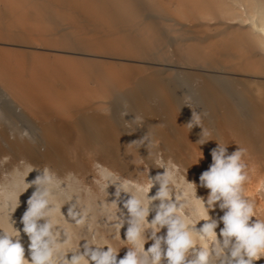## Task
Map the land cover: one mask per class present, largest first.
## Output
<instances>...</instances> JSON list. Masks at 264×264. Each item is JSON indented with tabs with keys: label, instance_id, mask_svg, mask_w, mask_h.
I'll return each instance as SVG.
<instances>
[{
	"label": "bare ground",
	"instance_id": "obj_1",
	"mask_svg": "<svg viewBox=\"0 0 264 264\" xmlns=\"http://www.w3.org/2000/svg\"><path fill=\"white\" fill-rule=\"evenodd\" d=\"M192 112L204 133L189 130ZM146 134L147 147L139 141ZM217 142L230 153L247 149L239 195L264 220V0H0V230L22 229L35 186L19 196L15 228L10 212L38 174L31 169L48 168L58 179L40 189L52 190L56 257L78 243L83 251L88 228L96 245L119 249V260L126 252L116 235L135 219L126 202L133 195L146 203L137 188L151 178L147 196H154L165 168L174 172L168 188L182 197L185 219L202 218L198 198L207 201L210 189L199 182L208 166L198 154L206 150L212 162ZM160 203L151 200L149 221ZM219 203L212 219L224 215ZM20 235L28 258V237Z\"/></svg>",
	"mask_w": 264,
	"mask_h": 264
},
{
	"label": "clouds",
	"instance_id": "obj_2",
	"mask_svg": "<svg viewBox=\"0 0 264 264\" xmlns=\"http://www.w3.org/2000/svg\"><path fill=\"white\" fill-rule=\"evenodd\" d=\"M124 107L127 108L126 103ZM105 114L110 115V109ZM128 114L127 111L122 112L123 116ZM207 115L208 112H203V116ZM133 120L137 127L144 126L142 116H133ZM188 125L189 130L193 126H199L204 133L200 113L192 112V120ZM147 139V134L140 137V145L147 147L144 144ZM208 140L201 139L200 143ZM151 144L158 147L159 141H151ZM43 150L41 148V151ZM246 152L247 149L238 147L231 154H227V144L222 146L217 142V147L211 151L212 163L199 176L201 186L210 189L207 201L198 198L205 214L192 223L185 219L188 215L184 211L185 204L179 203L182 197L174 194L173 199V194H170L168 185L174 177L173 170L165 168V172L156 177L161 181L160 188L151 198L147 196L154 186L151 178L146 187H138V191L144 192L147 202H142L133 195L126 202L129 212L135 219L125 230L124 240L128 241L131 247H127L125 255L119 260L117 259L119 249L107 244H91L87 240L82 245L83 251L78 243L75 251H65L60 257L55 256L62 244L60 231H53L56 224L50 219L55 211L49 199L52 190L49 187L41 191L40 185H52L54 179L58 178L48 168H45L43 173L33 168L30 172L36 171L38 174L32 181L25 182L26 187L18 194L17 203L9 217L14 227L16 221L12 219V214L20 205V194L35 186L20 217L22 229L14 227V235L0 230V264H256L257 261L264 259V220L253 219L256 217L255 202H249L239 195L240 185L246 178L243 174L245 165L240 163V159ZM156 163L159 167H165L162 159ZM189 183L194 187V182ZM123 190L130 192L126 188ZM118 193L119 191L117 195ZM153 199H159L161 203L155 216L149 221L147 219L149 204ZM217 201H220L221 210L227 209L219 220L208 215ZM41 220L45 222L40 223ZM201 220L204 223L197 228L196 225ZM220 222L223 223V228L219 230L218 235L216 229ZM81 223L83 218L77 221V224ZM149 228L150 235L146 234ZM161 229L166 231L158 235ZM21 232L28 237V258L25 257L26 250L21 242ZM149 240L152 242L145 249L144 245ZM197 240L207 243L201 247L198 246ZM68 253H71L70 258L67 256Z\"/></svg>",
	"mask_w": 264,
	"mask_h": 264
},
{
	"label": "rangeland",
	"instance_id": "obj_3",
	"mask_svg": "<svg viewBox=\"0 0 264 264\" xmlns=\"http://www.w3.org/2000/svg\"><path fill=\"white\" fill-rule=\"evenodd\" d=\"M205 151L206 150H200V152H199V154H198V157H200V159H201V161H205V159H206V161L205 162H207V166L209 167V165L212 163L211 161H210V159H209V156H208V153H207V151H206V153H205ZM202 153H204V154H202ZM206 154H207V157H206ZM227 154H231L230 152H227ZM200 155H202V156H200ZM204 156V159L202 158ZM206 157V158H205ZM5 158V159H4ZM4 160H6L7 159V156H4ZM200 161V162H201ZM1 163H0V168H3V162L4 161H0ZM209 162H211V163H209ZM240 163H242L243 164V161L241 162L240 161ZM200 164V163H199ZM203 164H204V162H203ZM202 168H203V166H202V162H201V165H200ZM207 166H205L204 165V167H207ZM3 174H5V172H3ZM264 198V197H263ZM217 216L219 217V216H221V215H223L224 214V210H221L220 209V207H218V210H217ZM254 219H255V217H253ZM0 225H2V220L0 221ZM96 225H100L99 223H97ZM86 230V234H87V236L90 238V243L91 244H96L97 243V241L95 240L96 239V235H95V233L94 232H91L92 230H90V229H85ZM80 234L81 233H77V234H74V239L75 238H77V237H79L80 236ZM158 235H162V233H158ZM93 236V237H92ZM117 237H118V239L120 240L119 242H120V247H121V249L123 250V251H127L128 250V248L127 247H131V245L128 243V241H126V240H124V236H125V234H122V232H118L117 233V235H116ZM123 242V243H122ZM105 243V242H104ZM24 247H26V246H24ZM93 247H95L94 245H93ZM127 248V249H126ZM147 249V248H146ZM56 256V255H55Z\"/></svg>",
	"mask_w": 264,
	"mask_h": 264
}]
</instances>
